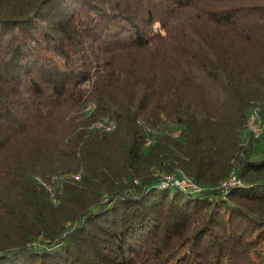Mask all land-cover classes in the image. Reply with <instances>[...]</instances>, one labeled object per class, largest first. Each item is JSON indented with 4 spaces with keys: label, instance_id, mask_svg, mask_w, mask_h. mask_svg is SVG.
<instances>
[{
    "label": "trees",
    "instance_id": "16d2710c",
    "mask_svg": "<svg viewBox=\"0 0 264 264\" xmlns=\"http://www.w3.org/2000/svg\"><path fill=\"white\" fill-rule=\"evenodd\" d=\"M0 264H264V0H0Z\"/></svg>",
    "mask_w": 264,
    "mask_h": 264
},
{
    "label": "built area",
    "instance_id": "2783aa9c",
    "mask_svg": "<svg viewBox=\"0 0 264 264\" xmlns=\"http://www.w3.org/2000/svg\"><path fill=\"white\" fill-rule=\"evenodd\" d=\"M246 123L248 124V129H250V133L252 134V136L257 137L258 135H260V133L262 132V122L258 115V111H256L255 114L248 116L246 119ZM163 180L170 181V183H176L177 185H185L188 188H190L191 191L199 190V188L195 184H193V182H191L190 179H183V178L172 179V174H171L164 176ZM234 181H236L235 174L231 176L229 183ZM225 186L226 185L221 186L224 192H225Z\"/></svg>",
    "mask_w": 264,
    "mask_h": 264
},
{
    "label": "bare ground",
    "instance_id": "6f19581e",
    "mask_svg": "<svg viewBox=\"0 0 264 264\" xmlns=\"http://www.w3.org/2000/svg\"><path fill=\"white\" fill-rule=\"evenodd\" d=\"M256 111H258V109H256V107H255V109H253L252 111H250L249 114H248L247 116H250V115H252V114H255ZM246 125H247V128H248V124H246ZM248 130L250 131V129H248ZM146 142H148V141H146ZM173 174H174V173H173ZM173 174H172V179H181V178H183V179H189V178L185 177L183 174H181L179 177H178V176H175V175H173ZM178 174H179V173H178ZM232 175H233V173L230 172V175L227 177V179L224 180V181L222 182V184L220 185V186H222V185H226V186H225V192H227L228 189H229L230 187H232V186H236V185H240V184H241V181H240L236 176H235L236 181L229 183V181H230ZM161 182H162V184H164V185H167L168 183H170V181H165V180H162ZM191 182H192V180H191ZM228 183H229V184H228ZM172 184L177 185L176 183H172ZM193 184H194V183H193ZM177 186L183 188L184 190H185V189L190 190V188H188V187L185 186V185H177ZM196 186H197V185H196ZM197 187H198V186H197ZM198 188H199V187H198ZM190 191H191V190H190ZM190 191H189V192H190Z\"/></svg>",
    "mask_w": 264,
    "mask_h": 264
}]
</instances>
